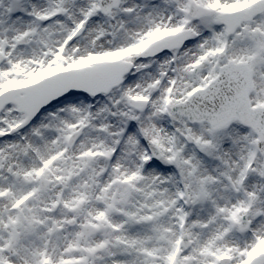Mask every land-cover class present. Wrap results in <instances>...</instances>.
<instances>
[{
    "label": "snow or ice",
    "instance_id": "obj_1",
    "mask_svg": "<svg viewBox=\"0 0 264 264\" xmlns=\"http://www.w3.org/2000/svg\"><path fill=\"white\" fill-rule=\"evenodd\" d=\"M0 264H264V0H0Z\"/></svg>",
    "mask_w": 264,
    "mask_h": 264
}]
</instances>
